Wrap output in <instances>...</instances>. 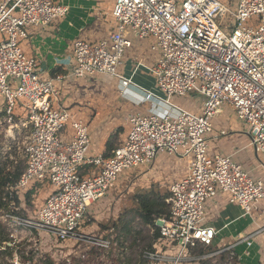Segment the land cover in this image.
<instances>
[{
    "label": "built area",
    "instance_id": "1",
    "mask_svg": "<svg viewBox=\"0 0 264 264\" xmlns=\"http://www.w3.org/2000/svg\"><path fill=\"white\" fill-rule=\"evenodd\" d=\"M68 13L69 8L56 0H0L4 121L14 116L31 130L24 145L26 167L6 190L21 198L35 182L52 187L34 218L0 211V219L11 227L25 226L107 251L110 240L79 231L82 222H88L89 205L104 199L123 171L147 166L160 153L181 156L188 158V174L168 186L169 216L157 218L160 237L143 257L150 264L198 260L190 248L196 243L212 246L216 237L215 229L203 224L207 201L226 194L229 204L250 215L264 198L261 180L230 156L209 154L207 142L213 132L212 120L228 105L246 125L250 145L264 157V0H236L235 8L219 0H114V28L97 41H73L70 76L74 80L107 76L122 87L143 89L148 98L175 111L174 115L129 113L127 137L108 157L88 155V125L57 105L56 83L64 77L57 74L42 79L37 60L20 51L29 28H45ZM147 39H152L150 50L157 54L154 62H136L129 75L119 72L125 54ZM141 69L154 76L158 93L134 81ZM190 93L201 97L200 113L170 100ZM16 108L23 110L24 118L15 114ZM67 125L71 130L68 140L61 134ZM224 133V129L219 131ZM82 166L91 167L85 175L80 173ZM260 232L264 227L238 243L250 246ZM10 236L14 237L12 232ZM169 245L178 247L176 254L169 252Z\"/></svg>",
    "mask_w": 264,
    "mask_h": 264
},
{
    "label": "crops",
    "instance_id": "2",
    "mask_svg": "<svg viewBox=\"0 0 264 264\" xmlns=\"http://www.w3.org/2000/svg\"><path fill=\"white\" fill-rule=\"evenodd\" d=\"M56 1L69 8L68 15L45 28H29V36L20 43V51L37 60L39 75L42 79H47L57 74L64 77L61 82L56 83V88L59 91L57 105L67 109L74 118L80 119L88 125L91 139L88 155L108 157L111 151L127 137L130 128L126 120L127 115L129 113H139L141 115L154 113L151 109L154 107V103L157 104V99L148 98L147 93L143 89H140V92L144 95L142 100L144 99L145 103H137L135 100L125 99L124 95L127 94L126 90L130 85L122 87L121 84L119 85L118 82H115L116 80L107 76L74 80L70 76L74 64L72 43L77 38L97 41L110 31L108 29L114 28L111 13H108L106 8L107 4L114 0ZM111 25L113 26L111 27ZM149 40L150 46L152 39ZM137 50L132 48L125 54L123 65L120 67L119 72L131 74V71L128 72L125 68L132 70L134 64L138 61L151 64L157 57L156 54L154 59L151 56L145 61L138 57L139 53H137ZM137 81L136 83L146 91L154 92L152 84L146 77H140ZM134 95L132 94V96ZM200 100L202 99L200 98ZM138 101H141V99ZM201 104L202 101H200V108ZM167 107L170 110L168 114L174 115V109ZM1 110L2 107L0 112ZM3 111L5 110L3 109ZM220 113L228 114L229 117L218 121V124L214 126L213 132L207 136L210 153L230 156L235 163L241 165L254 179L261 180L264 184L263 157L256 153L250 145L246 125L244 124L243 126L241 123L234 121L232 108L228 105L222 106ZM223 129L225 133L219 134V131ZM61 134L63 139L68 140L71 136L69 127H66ZM113 136L115 143H113V148L109 149L107 141ZM166 158H168V163L174 167H177L180 161L185 160L188 163V158H182L181 156H163L155 167L162 169L160 174L168 170L167 164H163ZM153 166L154 164L152 165L151 163L145 172L148 173ZM90 168V166H82L80 167V173L85 175ZM186 173L188 174V171L185 173L179 171L174 179L181 178ZM49 187L50 192H52V187ZM104 200L108 201L109 198H104ZM227 200L228 196L222 194L207 201L204 206L205 217L203 224L213 227L216 231L213 247L219 251L231 248L238 257V264H264V232L254 235L250 246H246L244 242L238 243L241 238L253 235L264 227V198L259 201L257 209L250 215H243L242 210L238 206L229 204ZM97 206L96 202L89 205L86 215L88 222L83 221L79 231L82 229L88 234L97 230L96 224L87 225L90 222L89 216L93 212H98V210L94 209ZM98 224L97 234L93 235L103 237L106 232L100 230V223Z\"/></svg>",
    "mask_w": 264,
    "mask_h": 264
},
{
    "label": "rangeland",
    "instance_id": "3",
    "mask_svg": "<svg viewBox=\"0 0 264 264\" xmlns=\"http://www.w3.org/2000/svg\"><path fill=\"white\" fill-rule=\"evenodd\" d=\"M219 1L228 4L232 8H235L236 6V0H219ZM113 2L114 1H111L106 6V8L108 9V13L112 12L113 4H114ZM225 20H226L225 22L229 21L228 18H225ZM112 26L113 25H111V27ZM108 30H112V28ZM149 42L150 40L147 39L137 44V46H135V49H138L137 50V53H139L138 57L145 61L149 59L151 56H153V59L156 57V53H153L150 50ZM147 64L150 65V63ZM125 70H128V72L131 71L130 68L128 69L125 68ZM126 73L127 72H124V74ZM126 75H129V73H127ZM140 77L142 78L146 77L148 81L152 84V87L154 89L153 91L158 93V89L155 83V78L152 74L143 71L141 69L138 70V73L135 75L134 81L138 82L137 80ZM126 91L127 94L124 95L125 99H132L135 100L137 103L140 102L145 103L144 99L142 100L144 95H142V92H140L141 90L139 88L137 89L136 86L130 85L129 87H127ZM132 94L135 95L132 96ZM200 98L201 97L195 96L193 93H190L184 97H173L170 100L176 104L187 107L190 111L194 113H200V101H201ZM139 99H141V101H138ZM156 102L157 104L154 103V107L151 109V111H153L157 115H164L170 112L168 107L165 106L162 102L158 100H156ZM0 106H3L2 97L0 98ZM3 109L4 107H2V110L0 112V164L4 163V165L7 166L8 162L14 161V165H15L16 162L18 161H24L26 167V160L24 158V145L28 139V136L30 135L31 132L30 127L28 125L25 126L24 123H21L22 121L18 122L17 118L14 116H12L10 122L4 121L5 112L3 111ZM15 114L22 118H24L25 116L23 110L19 108L15 109ZM226 117H229V115L225 113L223 114L220 113L219 115H217L212 120L213 129L214 126L218 124L217 123L218 121L222 119H226ZM232 117L234 118L235 122L241 123L244 126V123L237 118L235 111L233 109H232ZM14 123H17V126H15ZM66 127H69V125L65 126L63 131H65ZM208 146H209V142H208ZM209 150L210 148H208V152L209 154H211ZM163 156L167 157V155L163 153H160L156 156L155 163L154 162L152 163V165L154 164V166L149 171L150 173L148 171H147L148 173H146L145 171L147 170V167L151 164L147 166H141L137 169L126 170L119 174L115 188L110 190L106 194L105 198H109V200L105 201L104 199H100L96 201L98 206L95 207L94 209L98 210V212H93V214L89 216L90 222L87 223V225L96 224L97 230H94V233H88V235L92 237H96L97 235H93V234H97L96 231H98V226H99L98 223L109 226L113 221H117L119 217H121L124 213H126L129 210L130 196L136 194L137 191L141 189H147L152 185H157L161 187L160 188L161 190L168 191V186L170 185L171 181H173L174 178L176 177V173L178 175L179 171H182L184 173L188 171L187 169L188 163L185 160L178 162L179 165L177 167H174L172 164L168 163L169 162L168 158H166V160L163 161V164L165 165L167 164L166 167H168V170H165L163 171L164 173L160 174V172H162V169L160 167L158 168L155 167H156V163ZM260 156L263 157L261 154ZM262 160L264 161V157ZM7 168L11 169L12 165H9ZM49 186L50 185L45 182L44 183L35 182L28 190L25 191L27 192L29 190H32V195L30 198L32 207L26 208L28 209L26 210L28 217L34 218L36 216V212L42 207L44 200L47 197V194L50 193ZM25 192L23 194H25ZM23 194L21 196V199L23 198ZM19 207H23V203H21ZM7 225L11 229L12 234L14 235L13 244H19L20 247L24 248L25 251H29L30 249H32L35 252L34 261L40 260L43 253H49L55 261H59L60 259L67 258L69 255H80L86 248H88L87 244L76 243L75 241H64V240L56 239L54 236L48 235L40 230H38L37 233L33 229H30L25 226L11 227V224L8 221H7ZM81 231L84 232L82 229ZM111 237L114 238V235ZM127 243L128 242H126L125 244ZM168 250L171 254H176L178 247L176 245L173 246L169 245ZM114 253H115V257L119 258L120 260L124 258L121 249L114 250ZM19 259H20L19 256L14 255L12 258L5 257L3 261L7 262V264H23L20 262ZM110 262L107 261L106 263L109 264ZM194 262L191 263L186 262L183 264H195ZM25 264H29V263H25Z\"/></svg>",
    "mask_w": 264,
    "mask_h": 264
},
{
    "label": "trees",
    "instance_id": "4",
    "mask_svg": "<svg viewBox=\"0 0 264 264\" xmlns=\"http://www.w3.org/2000/svg\"><path fill=\"white\" fill-rule=\"evenodd\" d=\"M113 143H115L114 136L107 141V147L113 148ZM9 165H12L11 170H7ZM13 165L14 161L8 162L7 166L4 163L0 164V211L26 219L28 218L26 208L32 207L30 202L32 190L25 192L22 199L6 191L7 187H12L18 181L25 169L24 161H18ZM169 198L170 193L161 190L157 185L137 191L130 196L129 210L126 213L109 226L100 224L99 229L106 232L103 237L110 240L109 250L88 246L80 255H69L59 261H55L49 253H43L40 260L34 261L35 252L32 249L25 251L19 244H13L14 238L10 236L11 231L7 221L3 222L0 219V261H2L0 264H7L3 259L12 258L14 255L19 256L23 264H107V261H111L109 264H150L143 257V252L152 250L154 243L160 237L155 222L157 218L169 216L170 205L167 203ZM21 203L23 207H19ZM113 235L114 238L111 237ZM126 242L128 243L125 244ZM116 249L122 250L124 255L122 260L115 257ZM217 251L219 250L213 245L204 246L200 243L190 248V254L199 258L194 262L195 264H238V257L231 249L210 255Z\"/></svg>",
    "mask_w": 264,
    "mask_h": 264
}]
</instances>
